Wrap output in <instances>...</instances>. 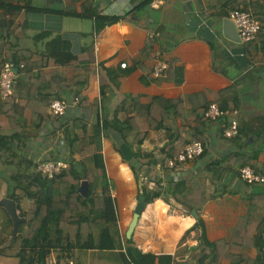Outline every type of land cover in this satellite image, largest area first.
Returning <instances> with one entry per match:
<instances>
[{
  "label": "crops",
  "instance_id": "obj_1",
  "mask_svg": "<svg viewBox=\"0 0 264 264\" xmlns=\"http://www.w3.org/2000/svg\"><path fill=\"white\" fill-rule=\"evenodd\" d=\"M17 1L0 5V36L6 31L0 68L11 59L18 70L16 100L8 107L9 112L14 110L11 119L0 96V136L21 134L18 152L35 162L40 157L70 161L69 139L62 133L67 125L77 137L76 148L90 142L94 146V128L117 120L135 117L140 131L146 133L141 146L134 143L122 151L116 129L108 127L101 137L118 214L119 228L112 232L115 248H99L103 225L88 222L81 232H88L94 247H74L68 257L53 250L46 263L124 264L122 252L133 245L143 252L170 256L171 264H264L260 232L264 220L255 223L260 215L248 223L249 232H236L240 219L249 212L253 190L238 176L241 165L235 164L236 173L221 177L207 169L233 150H245L254 155L248 165L264 174V0H163L157 6L150 0ZM128 2L134 6L130 15ZM237 7L250 9L262 22L254 42L236 43L222 34L225 16ZM150 33L155 36L151 38ZM55 37L61 41L52 46ZM63 42L70 45L72 63L57 60L65 57L59 53ZM156 50L164 52L169 64L167 74L160 78L152 75ZM124 62L126 68L121 67ZM49 96L68 101L64 114L50 112L44 103ZM154 98L181 99L189 105L177 116L171 109L162 128H151L148 119L136 116L135 110ZM211 102L239 110L242 131L250 134L247 145L223 137L224 119L207 123L201 119ZM35 108L42 109L34 113ZM41 112H46L44 124H39L44 119ZM198 133L205 151L194 160L172 168L159 163L149 166L135 158L136 153L159 155L165 146L190 142ZM74 156L78 159L80 154ZM10 172L12 166L0 164V199L9 198ZM171 179L184 181L190 189L206 190L208 199L201 214L193 215L173 197L156 199L146 204L128 239L121 219L125 221L123 216L139 201L144 185L152 183L153 188L161 182L166 186ZM30 204L21 198L18 214ZM8 215L0 206V250L9 237ZM199 218L202 225L195 226ZM71 232H77L76 226ZM211 251L212 257L206 255ZM112 253L119 258L110 257ZM0 264H20V259L0 253Z\"/></svg>",
  "mask_w": 264,
  "mask_h": 264
},
{
  "label": "trees",
  "instance_id": "obj_2",
  "mask_svg": "<svg viewBox=\"0 0 264 264\" xmlns=\"http://www.w3.org/2000/svg\"><path fill=\"white\" fill-rule=\"evenodd\" d=\"M1 1L0 5H7L11 4L13 0ZM23 1L26 4H30L31 2V0ZM101 19L104 21L111 20L109 17H102ZM5 33L6 31L4 30V33L0 36V46ZM53 39L50 42L52 46L61 41L59 37ZM64 44L65 46L60 47L59 53L65 54V57L62 59L57 58V60L65 64L72 63L74 57L69 53L70 45ZM262 52L264 55V49H262ZM12 62L15 67L14 60ZM67 82L70 83V80ZM53 97L49 96L44 102L45 105H49L56 99ZM15 98L14 92L12 96L4 101L6 114L10 119L14 110H11V113L8 107L11 103H15ZM41 103L43 104V101ZM29 104H32L31 101ZM188 105L189 102L186 100L178 99L169 101L163 98H154L149 105L141 107V110L136 109L135 112L136 116L143 114L148 119L151 128H162L164 120L167 118L168 112L171 109L176 112L177 116ZM42 108H44V105ZM223 108L234 109L235 107L225 106ZM38 109L35 108L33 112L35 113ZM161 112L162 114H160ZM41 113L44 119H41L39 124H44L46 112ZM201 119H203V116ZM203 120L205 123L210 121L208 119ZM229 121V118L223 120L225 124H228ZM32 124L34 125V122ZM108 127L116 129L120 135L122 140V144L118 147L120 151L124 147L131 146L134 143H137L138 146L144 143L146 133L140 131L135 117L128 118L126 121L117 120L116 124L108 125L104 123L102 127L99 125L96 126L94 128L97 135L94 141L95 145L92 146L90 142L86 146L83 145L82 148H76L77 137L73 136L74 133L69 131V125H67L64 130L62 129V133L64 138L69 139V166L51 179L38 173L36 163L28 156L18 152L21 147V134L16 133L11 136H0V164L12 166L13 168V172L7 177V181L10 184L7 196L15 200L18 209H20L19 202L21 198L25 197L33 201L26 210H21L20 217L24 219L19 223L16 234H14L13 219L8 215V226L10 227L9 237L5 242V246L0 250V253L18 257L20 264H47L46 258L53 250H58L60 253L59 256L68 257L74 247L90 248L95 246L91 237L87 241H82L81 227L88 222L103 225L100 242L98 243L99 248H115L116 238L113 236L111 227L117 225L118 214L115 199L112 196V189L106 174L104 158L101 154V137L106 134ZM249 137L250 134L244 133L242 131V125H240L238 134L232 141L245 146L247 145ZM202 139L200 133L193 136V140L202 141ZM182 141L172 147L165 146L159 155L152 153L141 155L136 153L135 158L149 166L159 163L160 167H163L168 159L178 155L183 145L186 144L185 141ZM75 154H80V157L78 159L75 158ZM89 154L93 155L90 156ZM253 157L254 155L248 154L245 150H233L227 156L209 163L207 169L221 177L223 174L236 173L234 168L235 164L239 163L241 166L248 165L251 163ZM259 173L261 172L259 171ZM83 180H88L89 182V193L86 196L79 191ZM249 186L253 189L249 194L251 201L250 209L247 215L240 219L236 232H249L247 229L248 223L253 221L255 215H260V220L255 221L256 224L264 220V182H256ZM223 191L225 192L226 190ZM140 194L145 196L147 204L159 198L169 201L173 197L190 213L196 210L199 215L208 199L205 189H190L184 181H174L173 179L166 186L162 185L161 182L153 188L152 186L144 185ZM201 225L202 220L199 218L195 226ZM73 226L77 228L76 242L70 239L69 234ZM262 227H264V223ZM260 232L263 239V243L261 244L262 250H264V228ZM256 241L258 243V238H256ZM205 244L206 246L211 245L206 242ZM206 255L212 257L213 251ZM262 256V262H264V253ZM122 257L124 264H156L157 258H159V264H171L170 256H158L151 252H143L133 245L126 246L125 251L122 252Z\"/></svg>",
  "mask_w": 264,
  "mask_h": 264
},
{
  "label": "built area",
  "instance_id": "obj_3",
  "mask_svg": "<svg viewBox=\"0 0 264 264\" xmlns=\"http://www.w3.org/2000/svg\"><path fill=\"white\" fill-rule=\"evenodd\" d=\"M153 6H157L163 3V0H150ZM129 15L132 13L134 6L129 2L127 5ZM125 13H122V15ZM225 18L230 19L240 36L241 43H250L257 40L260 31L262 30V22L255 16L254 12L250 9L245 8H233L231 9ZM149 36L153 38L154 33H150ZM121 67L126 68L127 62L121 63ZM169 64L164 57L162 50H156L154 52V66L152 75L154 78H160L167 74ZM18 75L15 72V67L11 59L3 61L0 68V96L5 101L7 98L12 96L16 90ZM75 100H78L76 98ZM69 107L67 100H53L49 104V110L52 114L62 115L66 112ZM229 118L228 124L221 121L223 126L222 135L228 140H232L238 134L241 122L239 120V110L234 108H223L216 102H211L203 110V119L210 121H219ZM205 151V146L201 141L191 140L190 142L183 145L177 156L168 159L166 164L168 167H175L176 164L194 160L200 157ZM36 170L41 175L47 178H54L60 174L65 168L69 166V162L66 160L59 159H44L40 157L35 161ZM238 176L240 180L246 184H253L256 182H264V174L259 173L251 165H243L238 169ZM152 186V183L150 187Z\"/></svg>",
  "mask_w": 264,
  "mask_h": 264
},
{
  "label": "water",
  "instance_id": "obj_4",
  "mask_svg": "<svg viewBox=\"0 0 264 264\" xmlns=\"http://www.w3.org/2000/svg\"><path fill=\"white\" fill-rule=\"evenodd\" d=\"M222 34L226 39H228L232 42L241 43L240 36L238 34V31H237L234 23L228 18H225L223 20ZM17 71H18L17 68H15L16 73H17ZM79 191L84 196H86L89 193V182H88V180L82 181L81 186L79 188ZM146 204L147 203L145 201V196L141 195L139 197V202L135 208V212L133 213L132 220H131V222H130L127 230H126V237L128 239H130L132 237V235L134 233L135 226L138 223L140 214L142 213V211L146 207ZM0 206H3L4 208H6L9 215L12 217L13 222H14V234H16L18 225L21 221H23L24 218L20 217V215L18 214L15 201L11 198L4 197V198L0 199ZM192 214L195 216H198L196 210H193Z\"/></svg>",
  "mask_w": 264,
  "mask_h": 264
},
{
  "label": "rangeland",
  "instance_id": "obj_5",
  "mask_svg": "<svg viewBox=\"0 0 264 264\" xmlns=\"http://www.w3.org/2000/svg\"><path fill=\"white\" fill-rule=\"evenodd\" d=\"M11 173H12V172H10V173L8 174V177H9V175H10ZM110 182H111V184H115V183H113V181H110ZM27 199H28V198H27ZM29 201H30L31 203L33 202V201L30 200V199H29ZM137 202H139V201L136 200V204H134V205L132 206V208H131L129 211H127L126 215L123 216V218H126V220L123 221V219H121V227H122V232H124V234H125V232H126L128 226H129V223H130V221H131V219H132L133 213L135 212V208H136V206H137ZM84 226H85V224H84ZM82 227H83V226H82ZM111 228H112V232H114L117 228H119V226H118V222H117V225H116V226H112ZM81 230H82V228H81ZM75 233H76V232H69V234H70V239H71L73 242H76V236H75ZM81 234H82V241H87V239H88V238H87V234H88V232H81ZM109 255H110V257H112V258H114V257L119 258L117 253H112V254H109ZM116 255H117V256H116Z\"/></svg>",
  "mask_w": 264,
  "mask_h": 264
},
{
  "label": "bare ground",
  "instance_id": "obj_6",
  "mask_svg": "<svg viewBox=\"0 0 264 264\" xmlns=\"http://www.w3.org/2000/svg\"><path fill=\"white\" fill-rule=\"evenodd\" d=\"M131 220H132V219H131ZM130 222H131V221H130ZM137 224H138V223H137ZM136 226H137V225H136ZM136 226H135V227H136ZM134 230H135V229H134Z\"/></svg>",
  "mask_w": 264,
  "mask_h": 264
}]
</instances>
